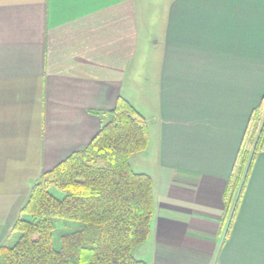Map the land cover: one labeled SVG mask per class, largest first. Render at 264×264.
<instances>
[{"label": "crops", "instance_id": "1", "mask_svg": "<svg viewBox=\"0 0 264 264\" xmlns=\"http://www.w3.org/2000/svg\"><path fill=\"white\" fill-rule=\"evenodd\" d=\"M167 11L149 58L143 0H0V246L33 183L89 145L122 97L149 126L133 171L157 162L139 260L264 264V152L228 236L221 221L264 101V0H172Z\"/></svg>", "mask_w": 264, "mask_h": 264}, {"label": "trees", "instance_id": "2", "mask_svg": "<svg viewBox=\"0 0 264 264\" xmlns=\"http://www.w3.org/2000/svg\"><path fill=\"white\" fill-rule=\"evenodd\" d=\"M111 119L86 147L69 155L32 185L0 264H147L134 257L145 244L155 213L153 180L135 173L130 158L147 149L148 121L120 98ZM264 152V101L254 109L223 194L226 236L234 225L257 158ZM52 189L63 194L56 197ZM81 224L56 250L55 220Z\"/></svg>", "mask_w": 264, "mask_h": 264}, {"label": "rangeland", "instance_id": "3", "mask_svg": "<svg viewBox=\"0 0 264 264\" xmlns=\"http://www.w3.org/2000/svg\"><path fill=\"white\" fill-rule=\"evenodd\" d=\"M172 0H143V4L145 6V11L148 12L146 14V39L143 40L145 44L143 45V53L150 58L152 54L155 53L154 46L156 41L159 38H163L164 34V23L167 20V16L169 17V11L166 12V8L171 6ZM144 32V29H143ZM167 36V35H166ZM145 153V152H144ZM146 154H143V156ZM148 160L143 161L146 165L143 167V170H146L144 174L150 175L153 180V195L158 194L159 187L156 186L155 180L153 177L157 175L156 159L153 157H148ZM156 186V187H155ZM161 191V186H160ZM52 193L58 197L62 198L63 194L59 192L57 189H52ZM56 229L54 231L53 236V246L56 250H60L62 246V236L66 233L76 231L81 228V224L77 222H70L65 220L57 219L55 220ZM20 233L13 232L9 237L5 239V242L2 245L13 246L19 239ZM135 251V250H134ZM137 251V250H136ZM134 254V253H133ZM136 254V252H135ZM136 259L141 258L140 254L137 253Z\"/></svg>", "mask_w": 264, "mask_h": 264}]
</instances>
